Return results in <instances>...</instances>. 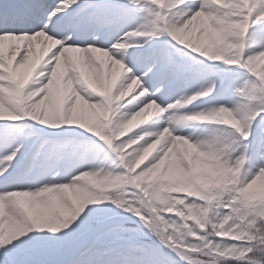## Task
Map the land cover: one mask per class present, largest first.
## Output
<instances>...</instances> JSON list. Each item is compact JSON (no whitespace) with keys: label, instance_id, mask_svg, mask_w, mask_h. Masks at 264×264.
Segmentation results:
<instances>
[{"label":"snow or ice","instance_id":"snow-or-ice-1","mask_svg":"<svg viewBox=\"0 0 264 264\" xmlns=\"http://www.w3.org/2000/svg\"><path fill=\"white\" fill-rule=\"evenodd\" d=\"M261 188L264 0H0V264H264Z\"/></svg>","mask_w":264,"mask_h":264},{"label":"rangeland","instance_id":"rangeland-1","mask_svg":"<svg viewBox=\"0 0 264 264\" xmlns=\"http://www.w3.org/2000/svg\"><path fill=\"white\" fill-rule=\"evenodd\" d=\"M258 188H259V186H258ZM254 195H256L258 197H264V188L257 189V191L254 193Z\"/></svg>","mask_w":264,"mask_h":264}]
</instances>
